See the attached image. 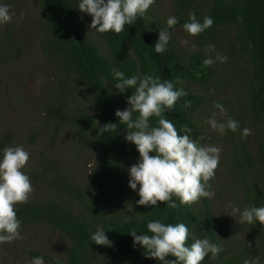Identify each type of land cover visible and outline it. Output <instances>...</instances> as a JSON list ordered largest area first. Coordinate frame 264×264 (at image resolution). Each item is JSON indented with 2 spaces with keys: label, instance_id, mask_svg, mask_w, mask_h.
<instances>
[{
  "label": "trees",
  "instance_id": "trees-1",
  "mask_svg": "<svg viewBox=\"0 0 264 264\" xmlns=\"http://www.w3.org/2000/svg\"><path fill=\"white\" fill-rule=\"evenodd\" d=\"M33 1L39 10L38 47L54 68L53 88L41 107L45 125L50 129L49 141L54 143L61 132L69 130L70 142L82 143L97 152L87 163L85 185L75 183L70 174L68 180L62 178L59 164L40 155L36 170L30 166L25 169L31 184L43 188L46 196L30 197L29 203L15 206L21 221L20 231L45 226L66 243L63 257L38 253L31 256L42 257L45 264H162L146 257L143 246L134 245L130 234L136 231L137 235H151L147 223L158 219L165 224H186L190 232L187 245L194 239L206 238L223 246L218 258L212 259L209 254L201 264H242L252 251H260L264 263V225L259 221L246 223L251 247L246 245L242 251L230 253L228 246L220 243L208 228L209 199L201 198L199 203L188 206L174 196L178 205L174 209L167 208L164 202H158L157 207L136 203L140 199L139 185L136 190L129 186V169L139 162L140 153L134 143L125 139L126 125L115 115L117 110L129 107L127 101L134 90L119 92L112 73L116 68L126 77L154 75L160 76L162 82H175L179 77L183 83L175 87L184 88L188 95L166 112L165 118L174 124L178 135L188 134L197 139L200 117L221 88L215 82L212 65H203L210 56L208 46L215 45L216 52L227 56V61L245 63L246 68L238 66L241 74L245 73L241 75L243 104L234 120L256 127L252 137L254 146L242 137L244 127L240 126L236 132L228 130L234 150L228 166L242 188L241 211L252 206L264 207V0H173V16L178 20L175 28L188 36L183 25L190 22L189 12H194L201 23L205 16L214 21L211 28L195 37L196 47L187 54L179 48L172 28L168 29L172 38L166 51H155L160 29L167 25L150 19V11L134 25H126L120 34L95 31L103 45V50H99L86 35L92 17L75 7L73 0ZM4 2L11 4V0ZM21 51L17 47L12 53L14 58H20ZM195 87L201 92L196 93ZM188 100L192 105L185 108ZM109 123L116 124V130L101 134L100 127ZM151 124L156 126L155 118ZM185 124L192 129L191 133L181 130ZM10 143V134L1 135L0 158ZM98 227L105 230L111 246L91 241L90 235Z\"/></svg>",
  "mask_w": 264,
  "mask_h": 264
},
{
  "label": "clouds",
  "instance_id": "clouds-1",
  "mask_svg": "<svg viewBox=\"0 0 264 264\" xmlns=\"http://www.w3.org/2000/svg\"><path fill=\"white\" fill-rule=\"evenodd\" d=\"M155 3L156 0H80L78 7L82 13L92 17L90 27L93 30L102 34L110 31L120 34L126 30V25H134L138 18H145ZM13 15L7 5L0 4V25L11 23ZM189 19L190 22L185 23L183 28L192 37L199 36L214 24L209 16H205L201 23L194 12H189ZM166 23L167 28L160 29L159 40L155 44L157 53L166 51L172 38L168 29H174L178 20L175 16H170ZM182 43L186 45L188 41L184 40ZM207 50L215 51V45H209ZM227 60V56L218 53L215 59L211 56L204 59L203 65L208 67L217 61L225 63ZM112 73L117 80L114 86L119 92L134 90L127 101L129 107L117 110L115 115L122 125H126L125 139L134 143L140 153L139 162L129 169V186L136 190L139 185L140 199L136 203L157 207L158 202H164L167 208L174 209L178 207L174 196L179 198L181 204L188 206L199 203L201 198L212 199L215 192L212 191L210 181L215 178L221 149L202 144L188 134L178 135L174 124L165 118V113L173 110L177 102L188 95L184 88L175 87L183 81L177 77L175 82H162L160 76L154 75L126 77L124 72L116 68H113ZM191 105L190 100L184 103L185 108ZM215 107L220 110L221 116H227L222 105L216 103ZM216 115L213 113L207 121L212 130L223 135L227 130L236 132L240 128L239 122L231 117L227 118L226 123H219ZM152 118L156 119V126H152ZM116 128V124L109 123L100 127V133L112 132ZM181 130L185 133L192 131L187 124ZM251 134L249 128H244L241 132L243 138ZM29 161L30 153L22 146L3 149L0 158V246L25 239L20 231L21 221L15 206L29 203L34 190L30 177L25 172ZM237 214L240 224L259 221L264 225V207L252 206L241 211L233 205L229 215L235 217ZM147 229L151 235H137L136 231L130 233L134 238V245H142L146 257L162 264H201L209 254L212 259H216L224 251L222 245L213 244L206 238L194 239L193 243L187 245L190 232L184 223L165 224L158 219L149 220ZM90 239L101 246L112 244L101 227L90 235ZM248 247H251L250 243ZM0 255H6L2 247ZM28 264L45 262L42 257H35ZM243 264H259V261L245 259Z\"/></svg>",
  "mask_w": 264,
  "mask_h": 264
},
{
  "label": "rangeland",
  "instance_id": "rangeland-1",
  "mask_svg": "<svg viewBox=\"0 0 264 264\" xmlns=\"http://www.w3.org/2000/svg\"><path fill=\"white\" fill-rule=\"evenodd\" d=\"M4 1L0 0V4L7 5ZM73 3L75 7H78L77 0H73ZM7 6L14 15L11 23L0 25V137L3 134H10V146H22L30 153L31 170H36V162L40 155L46 161L52 159L59 164L57 167L62 178L68 180L67 174H70L75 183L85 185L87 170H89L87 163L91 162L90 157L95 156L97 151L92 147H85L82 143L70 142L69 130L61 132L56 141L51 143L50 129L43 119L41 107L52 91L54 68L38 47L36 22L39 10L33 0H11V4ZM173 10V0H156L155 5L149 10L150 19L159 21L165 26L167 19L173 16ZM90 25L91 23L86 28V35L98 45L99 50H103V45ZM171 31L179 48L185 54L195 49L193 48L195 37L188 36L179 28L171 29ZM6 37H9L8 41ZM184 40L188 41L186 45L182 43ZM17 47L22 50L20 58H14L15 56L12 55ZM218 53L216 50L209 52L213 59ZM14 59L17 60L14 62ZM238 66L246 68L245 63L238 61L225 63L217 61L212 65L215 82L221 88L217 92V98L215 97L216 99L203 111L197 134L200 143L221 149L215 178L210 181L215 196L209 199L211 227L209 225L208 228H211L220 243L228 246L230 253L242 251L249 243L248 224L238 222L239 214L235 217L229 215L233 205L240 208V201L243 198L242 188L234 179L235 175L231 173L228 166L234 154L233 142L228 130L222 135L212 130L207 121L213 113L217 114L216 119L219 123H226L230 115L236 119L235 114L237 115L243 104L241 84L244 80L241 79V75L245 74H241L242 71ZM194 90L196 93L201 92L199 87H195ZM211 92L213 93V89ZM216 103L223 106L227 116L219 114L220 110L215 107ZM238 122L240 126L251 130L252 134L245 138V141L254 146L252 137L256 127L243 124L241 120ZM32 187L34 190L31 198L46 196L43 188L33 184ZM21 234L25 239L0 246L6 253V255H0V264H13L15 261L19 264H28L33 259L31 254L34 253L53 254L59 257L65 255L66 243L62 237L45 226L28 228L22 230ZM245 259H258L259 264H264L260 251H252L251 255Z\"/></svg>",
  "mask_w": 264,
  "mask_h": 264
}]
</instances>
